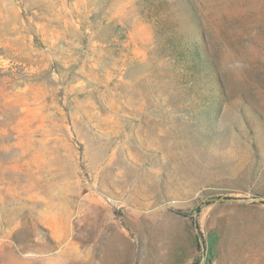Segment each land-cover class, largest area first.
Returning <instances> with one entry per match:
<instances>
[{
    "label": "rangeland",
    "instance_id": "obj_1",
    "mask_svg": "<svg viewBox=\"0 0 264 264\" xmlns=\"http://www.w3.org/2000/svg\"><path fill=\"white\" fill-rule=\"evenodd\" d=\"M0 264H264V0H0Z\"/></svg>",
    "mask_w": 264,
    "mask_h": 264
}]
</instances>
